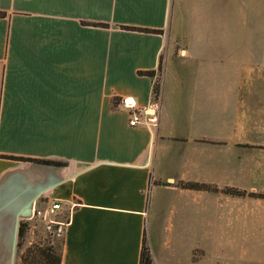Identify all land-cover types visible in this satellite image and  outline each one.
Here are the masks:
<instances>
[{
    "label": "crops",
    "instance_id": "crops-1",
    "mask_svg": "<svg viewBox=\"0 0 264 264\" xmlns=\"http://www.w3.org/2000/svg\"><path fill=\"white\" fill-rule=\"evenodd\" d=\"M0 14V181L63 166L33 207L67 212L61 264H140L152 193L175 192L178 230L264 245V200L248 197L264 194V0H0Z\"/></svg>",
    "mask_w": 264,
    "mask_h": 264
},
{
    "label": "rangeland",
    "instance_id": "rangeland-1",
    "mask_svg": "<svg viewBox=\"0 0 264 264\" xmlns=\"http://www.w3.org/2000/svg\"><path fill=\"white\" fill-rule=\"evenodd\" d=\"M176 206L175 192L152 193L149 198L144 248L153 264H264V245L258 244L256 231L231 232L233 241H227L219 237L220 232L207 229L206 225L178 230L177 216L173 215ZM66 221L65 211L49 219L35 217L20 221L26 223V230L21 239L17 238L15 264H24L18 257L24 256L32 246H51L62 251ZM241 233L245 238L240 239ZM27 259V264H31V259Z\"/></svg>",
    "mask_w": 264,
    "mask_h": 264
},
{
    "label": "water",
    "instance_id": "water-1",
    "mask_svg": "<svg viewBox=\"0 0 264 264\" xmlns=\"http://www.w3.org/2000/svg\"><path fill=\"white\" fill-rule=\"evenodd\" d=\"M62 171L61 165L36 162L0 181V264H15L20 221L31 219L35 202L64 181Z\"/></svg>",
    "mask_w": 264,
    "mask_h": 264
},
{
    "label": "trees",
    "instance_id": "trees-1",
    "mask_svg": "<svg viewBox=\"0 0 264 264\" xmlns=\"http://www.w3.org/2000/svg\"><path fill=\"white\" fill-rule=\"evenodd\" d=\"M0 16H2L0 14ZM133 30V29H131ZM152 75V74H151ZM36 162V161H35ZM50 164L51 162H43ZM185 189L189 190H210L208 187L200 186L196 184H186L183 186ZM226 193H229L233 196H245V193L236 192L234 190H227ZM248 197L253 199L264 200V194H249ZM26 230V223L20 222L18 229V239H21ZM19 248V245H17ZM16 257H18L16 255ZM20 261L24 264H27L29 261L27 258L31 259V264H61L62 251L60 249L56 250L51 246L38 247L32 246L25 251L24 256L18 257ZM140 264H153L150 256L147 254V251L144 248V241L142 247V253L140 258Z\"/></svg>",
    "mask_w": 264,
    "mask_h": 264
},
{
    "label": "built area",
    "instance_id": "built-area-1",
    "mask_svg": "<svg viewBox=\"0 0 264 264\" xmlns=\"http://www.w3.org/2000/svg\"><path fill=\"white\" fill-rule=\"evenodd\" d=\"M155 104L150 105V107H155ZM121 107L126 110H133L134 105L131 99H123L121 102ZM155 125L156 124V117H145L144 114H140L138 112H132L130 115L129 125L131 127H135L138 125ZM61 207L58 203H54L51 206L43 209V210H33L32 218H42V219H49L53 216H56L57 213L60 211Z\"/></svg>",
    "mask_w": 264,
    "mask_h": 264
}]
</instances>
